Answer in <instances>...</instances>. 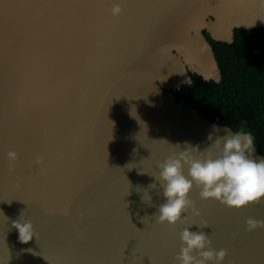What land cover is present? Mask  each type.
Returning <instances> with one entry per match:
<instances>
[{
  "label": "water",
  "instance_id": "water-1",
  "mask_svg": "<svg viewBox=\"0 0 264 264\" xmlns=\"http://www.w3.org/2000/svg\"><path fill=\"white\" fill-rule=\"evenodd\" d=\"M260 18L259 0H0V264H178L189 225L227 249L222 264H264V227L246 230L249 217L264 221V198L237 210L194 186L199 216L171 226L154 215L158 164L237 132L171 87L187 66L220 78L205 31L232 42ZM22 212L38 234L27 244L12 228Z\"/></svg>",
  "mask_w": 264,
  "mask_h": 264
},
{
  "label": "clouds",
  "instance_id": "clouds-1",
  "mask_svg": "<svg viewBox=\"0 0 264 264\" xmlns=\"http://www.w3.org/2000/svg\"><path fill=\"white\" fill-rule=\"evenodd\" d=\"M259 3L260 11L264 12V0H259ZM111 13L114 17L122 13L119 3L113 5ZM258 20L264 22V18ZM214 131L219 132L220 129L214 126ZM208 141L210 143L203 149L199 145L186 144L184 150L173 152L158 164L159 175L154 177L159 182L165 202L154 214L156 223L175 226L187 219L184 214L189 210L199 216L195 202L189 198L194 186L200 189L201 199H215L237 210L249 204H259L264 198V159L259 162L253 159V135L243 129L233 133L225 127L223 136L214 138L209 134ZM175 147L180 148V145ZM7 159L9 171L14 170L18 154L9 150ZM40 163L42 159L37 158V164ZM150 186L155 188L156 184ZM142 200L150 202L151 197H142ZM22 215L23 212L19 219L12 221V228L18 231L19 242L27 244L38 234L30 220H21ZM246 225L247 231H254L264 227V221L249 217ZM191 226L180 232V251L174 258L178 264H222L228 255L227 249L217 251L207 233L190 231ZM196 226L201 229L209 227L206 222Z\"/></svg>",
  "mask_w": 264,
  "mask_h": 264
},
{
  "label": "trees",
  "instance_id": "trees-1",
  "mask_svg": "<svg viewBox=\"0 0 264 264\" xmlns=\"http://www.w3.org/2000/svg\"><path fill=\"white\" fill-rule=\"evenodd\" d=\"M221 68V78L192 72V81L173 89L207 118L254 137L264 152V24L237 28L232 42L214 39L208 31Z\"/></svg>",
  "mask_w": 264,
  "mask_h": 264
},
{
  "label": "flooded vegetation",
  "instance_id": "flooded-vegetation-1",
  "mask_svg": "<svg viewBox=\"0 0 264 264\" xmlns=\"http://www.w3.org/2000/svg\"><path fill=\"white\" fill-rule=\"evenodd\" d=\"M210 41V40H209ZM210 43H211V41H210ZM212 44V43H211ZM213 46V45H212ZM213 49H214V47H213ZM215 51V50H214ZM215 58H216V60H217V65H218V67H217V65L215 64H213V71L214 72H217V71H219L220 72V74L222 75V72H221V68H220V65H219V62H218V59H217V57H216V52H215ZM186 71L188 72V74H189V76H187L186 78H185V80L184 81H181L180 82V86L183 84V83H186V82H190V81H192V72H196V71H194V70H191V68L189 67V66H187V68H186ZM200 74V73H199ZM220 78H221V76H220ZM219 78V79H220ZM218 79V80H219ZM180 86H178V87H180ZM178 87H175V88H178ZM174 87L172 88L171 87V89L173 90V89H175ZM171 90V91H172ZM172 93H173V91H172ZM174 94V93H173ZM175 96V95H174Z\"/></svg>",
  "mask_w": 264,
  "mask_h": 264
}]
</instances>
